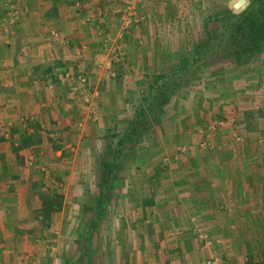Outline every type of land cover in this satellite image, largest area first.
<instances>
[{
    "label": "rangeland",
    "instance_id": "374dc122",
    "mask_svg": "<svg viewBox=\"0 0 264 264\" xmlns=\"http://www.w3.org/2000/svg\"><path fill=\"white\" fill-rule=\"evenodd\" d=\"M132 1L135 10L128 11L132 4H127L121 14L122 24L127 22L123 39L146 20L145 0ZM192 1L177 4L169 15L177 24L171 44L139 41V97L127 111L128 125L98 115L96 90L77 73L65 75L55 88L65 98L68 91L85 110L64 131L71 140L83 136L79 147L95 154L92 175L77 184L83 193L71 211L79 216L59 224L50 220L51 212L64 206L65 195L56 193L61 184L51 192L52 204L43 207L47 218L39 226L47 232L46 264L128 263L139 256L130 249L139 250V234L128 231L139 233L145 221L156 229L159 243L167 238L163 224L169 223L170 243L188 237L186 244L194 239L198 247L210 248L213 256L202 264H230L218 244H230L244 264H264V43L258 49L243 47L237 30L253 0L240 10L233 7L239 0ZM261 3L254 5L260 15ZM12 5L17 14V3L6 0ZM123 47L118 46L121 54ZM113 74L117 82L123 80ZM90 113L100 118L87 128ZM77 144L70 143L71 154ZM149 212L159 214L153 223Z\"/></svg>",
    "mask_w": 264,
    "mask_h": 264
},
{
    "label": "crops",
    "instance_id": "0c3cea01",
    "mask_svg": "<svg viewBox=\"0 0 264 264\" xmlns=\"http://www.w3.org/2000/svg\"><path fill=\"white\" fill-rule=\"evenodd\" d=\"M13 1L20 9L17 14V6L7 7L6 0H0V264H46L48 246L43 238L47 232L39 226L47 218L43 207L52 204L51 192L59 190L61 184L62 189L56 193L65 195L64 206L60 212H51L50 220L59 224L79 216L71 211L77 196L83 193L77 184L92 175L90 157L95 154L81 148L83 145L79 147L83 136L71 140L72 134L64 131L75 125L85 110L67 90L65 98L55 88L61 87L65 75L77 73L82 82L89 80L94 86L98 115L106 119L115 116L120 125H128L127 111L139 97V41L171 44L177 24L169 15L184 0H145L141 12L146 20L140 30L137 25L133 35L124 39L120 33L127 22L123 27L121 14L127 4H132L128 8L132 13L137 1ZM136 9L139 21V5ZM118 46L126 47L125 55ZM114 71L122 75V81L117 82ZM67 81L71 86L76 83L72 77ZM136 105L139 107V103ZM90 115L93 119L87 116V128L92 120L100 118L96 113ZM77 141L78 147L71 154L70 143ZM50 142L60 146L54 149ZM67 156H74V160L66 163ZM48 191L51 194L46 198ZM156 217L159 214H147L152 223ZM163 225L168 238L169 223ZM138 234L139 250L136 246L130 249L139 256L117 264H202L213 256L210 248L198 247L194 239L186 244L188 237L176 239L175 235L173 244L165 237L159 243V234L146 221L139 233L128 231L129 236ZM215 248L226 252L230 264H244L243 256L230 244ZM89 264L100 263L95 260Z\"/></svg>",
    "mask_w": 264,
    "mask_h": 264
},
{
    "label": "trees",
    "instance_id": "16d2710c",
    "mask_svg": "<svg viewBox=\"0 0 264 264\" xmlns=\"http://www.w3.org/2000/svg\"><path fill=\"white\" fill-rule=\"evenodd\" d=\"M251 3V7L245 11L246 15L241 19V24L238 25L237 30L238 34H240L241 38V45L243 47L253 48L255 47L258 49L261 44L264 43V8L260 7L261 15L258 14V10L254 5L259 2L260 0H253ZM263 4V0L262 3ZM242 49H245L243 48ZM249 51L248 49L245 52ZM115 164L113 165L111 171L114 173L115 171Z\"/></svg>",
    "mask_w": 264,
    "mask_h": 264
},
{
    "label": "water",
    "instance_id": "95a60500",
    "mask_svg": "<svg viewBox=\"0 0 264 264\" xmlns=\"http://www.w3.org/2000/svg\"><path fill=\"white\" fill-rule=\"evenodd\" d=\"M246 4V0H239L238 2H236V4L234 5V8L236 10H240L243 6H245Z\"/></svg>",
    "mask_w": 264,
    "mask_h": 264
}]
</instances>
